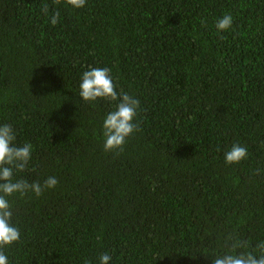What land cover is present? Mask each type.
Here are the masks:
<instances>
[{"label": "trees", "instance_id": "16d2710c", "mask_svg": "<svg viewBox=\"0 0 264 264\" xmlns=\"http://www.w3.org/2000/svg\"><path fill=\"white\" fill-rule=\"evenodd\" d=\"M90 67L140 101L122 152L103 150L114 103L79 99ZM4 124L33 146L15 178L58 181L10 198L9 264H212L229 234L251 250L264 241V0H0ZM233 144L248 155L226 165Z\"/></svg>", "mask_w": 264, "mask_h": 264}, {"label": "clouds", "instance_id": "9594fccd", "mask_svg": "<svg viewBox=\"0 0 264 264\" xmlns=\"http://www.w3.org/2000/svg\"><path fill=\"white\" fill-rule=\"evenodd\" d=\"M62 0H53L55 5ZM63 3L73 9L83 8L86 0H63ZM45 15L49 13V6L43 5ZM59 20V12H54L50 22L55 25ZM204 24V21H201ZM232 25V16L224 15L215 23L218 32L228 30ZM79 99L82 102L104 100L114 103L102 122L103 150L105 152H122L123 146L134 132L140 130L139 122H135L140 101L133 95L116 90L111 69L108 67H90L81 75L79 83ZM16 133L11 125H0V264H9L4 249L20 240V230L12 222V197H25L29 193L39 198L46 190L54 188L58 181L56 177H48L43 183L29 182L23 178H15L17 174L27 170L32 158L33 146L30 143L17 145ZM219 150V149H218ZM248 155V150L239 144H233L224 152L226 165L238 164ZM223 254L214 253L212 264H264V241L257 243L251 250L249 241L229 234L224 238L221 246ZM244 250V251H241ZM111 256L102 254L99 264H109ZM85 264H89L85 261Z\"/></svg>", "mask_w": 264, "mask_h": 264}]
</instances>
